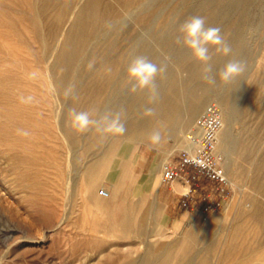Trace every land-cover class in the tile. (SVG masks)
I'll return each instance as SVG.
<instances>
[{"label":"rangeland","instance_id":"374dc122","mask_svg":"<svg viewBox=\"0 0 264 264\" xmlns=\"http://www.w3.org/2000/svg\"><path fill=\"white\" fill-rule=\"evenodd\" d=\"M77 1L0 0V264H101L108 255L120 264L141 256L154 258L168 245L166 264H176L190 239L197 259L210 240L215 250L227 243L247 247L254 230L244 219L245 212L255 196L264 203V177L259 185L255 179L256 164L264 152V0L250 7V19L238 38L231 29L236 25L234 0H144L150 9L144 19L134 15L143 0H104L109 12L99 19L84 47L85 57L92 58L79 59L73 68V78L86 77L95 71V66L87 68L88 63L98 64L104 50L113 48L111 54L125 55L119 72L129 84L131 60L127 57L141 46L156 49L162 61L175 66V54L191 53L177 39L180 25L192 16L205 17L206 27H219L226 42L236 45L234 57L245 63L246 71L228 83L216 80L192 119L209 101L220 103L222 96L236 93L232 96L236 112L225 123L229 147L222 144L221 133L219 139L229 198L206 221L182 208L168 223L157 199L160 172L185 145L183 135L191 124L185 111L201 96L202 87H194L184 99L172 134L161 135L158 145L136 136L106 135L84 150L90 134L76 131L74 142L69 143L59 128L67 99L52 84L63 68L57 66L50 75L48 67L82 0ZM179 67H175L177 77H186V66ZM73 86L75 109L87 111L89 100ZM110 91L108 86L99 90L102 97ZM244 92L253 95L247 110ZM28 97L33 98L30 103L21 102ZM64 121L69 123L68 118ZM161 125L160 132L167 124ZM17 129L30 135H18ZM123 145L128 148L125 155L120 153ZM138 150L149 158L138 156ZM127 162L126 176L122 173ZM102 187L108 190L107 197L98 194ZM200 193L196 190L194 195ZM182 217H186L184 223L176 225ZM95 242L100 243L98 249L91 247ZM212 256L214 263L217 256ZM233 256L225 263H264L250 253Z\"/></svg>","mask_w":264,"mask_h":264},{"label":"bare ground","instance_id":"6f19581e","mask_svg":"<svg viewBox=\"0 0 264 264\" xmlns=\"http://www.w3.org/2000/svg\"><path fill=\"white\" fill-rule=\"evenodd\" d=\"M45 1L49 2L53 0H45ZM234 1H236L237 3L235 7L236 13L234 16L236 25L232 26L231 29H233V31L235 32L238 38V36L241 35V32L244 29V25H246L250 19L251 16L250 7L255 2H257V0H234ZM144 3L145 2L143 0V3L138 4L139 6L137 7V10L134 12L135 16L141 15L143 17L142 19H144V17L147 16L150 10L148 5H144ZM108 7L109 5H107V3L104 0H82L81 4L78 5L70 21V25L67 28L65 35L61 41V44L56 52L55 59L51 64V66L48 67L50 71V75L53 74V71L57 66H61L63 68L62 73L59 76L54 77L53 79L52 84L54 85L56 91L60 94V96L64 97L63 95L64 90L69 85H75V87L81 91L79 93H81V95H83L87 100H89V106L87 108V111L93 112L94 116L95 114H103L105 112H116L123 109L124 115L122 118L125 122V126L127 129L124 136L126 137L136 136L143 140L151 142L150 141L151 134L154 131H158V129H161L162 126L161 123L163 124L165 123L167 124V126L164 128L163 131L161 132L159 131L160 134L161 135L172 134V126L175 124L176 120L179 117V114L182 112V103L184 99H186L188 95L191 94V91L194 89V87L195 88L202 87L201 96L193 100V102H191V104L187 106V111H185L189 119L188 122L191 123L190 124L191 127L193 124V120H192L193 116L200 109L201 104L206 99V97L210 95L209 93L213 91L215 84L207 83L201 78L203 66L198 61H196L192 56V54L189 52L175 54V56L173 55L174 56L173 59L174 61H176V65L178 66V70L180 69L179 66H186V68L188 69L187 76L179 79L177 77L178 70L175 69L176 65L174 66L170 63L162 61L161 60L162 58L157 55L156 49L148 48L145 46L135 47L132 49L131 54H129V57H127L130 60H132L136 56H144L147 57L152 62L156 63L157 65L162 66L166 69L163 75L158 76L156 79L159 99L154 104L149 101V94L147 91L137 92L135 94H130L128 92V88L130 87V85L128 83H124L125 78L122 75V72H119V69L124 64L123 60L125 58L124 57L125 55L120 52L111 54L109 51L113 48H106V50H104L100 62L94 65L95 71H93V73L89 74L86 77L73 78V70H74L73 68L76 62L79 59L85 58V60H89L90 58H92L91 56L89 57L88 55L85 57L86 51L84 47L85 44L88 42V40L90 41L91 38L89 39V37L92 35V33L96 32L95 29L96 26L98 25V22H100L99 19H101V17H103L106 12H109ZM95 35L96 34H94V36ZM227 43L231 46L232 49V52L229 56H224L223 54L216 53L213 49H210V54L212 56L210 64L214 68L212 73L213 75L218 73L219 70L222 69L228 63L229 60H238L234 57L237 50L236 45L234 44V42H227ZM216 80H220L218 75L216 76ZM104 86H108L111 90L110 95L106 97H102L99 92V90H101V88ZM208 88H210L211 90L208 91L209 93H207ZM233 95H236V93L235 92L229 93L225 96H222L219 99L220 101L219 105L223 113V121H224L223 128L221 129L220 132L221 141L223 145L228 147H229V134L226 131L225 123L230 118H232L236 112V108L233 104V99H232ZM252 100H253V95L251 94V92L243 93L244 110H247L251 106ZM75 106H76L75 98L74 97L68 98L67 104L63 109L62 116H60L61 119H60L59 128L62 134L65 136V138H69L70 141L69 143L74 142L73 133L75 130L71 126V119L68 113L69 110L75 108ZM149 107L154 108L155 110V114L152 116H146L143 114L145 109ZM3 115L7 116L8 112L4 111ZM67 118L69 120L68 124L65 123L64 121ZM87 133L90 134V136L87 137L88 138L87 145L83 146L84 150L91 149L94 146V144H97L98 139L101 138L102 136L99 133L95 132L94 130L89 131ZM126 147L127 146L125 145L122 146V149H120V153L122 152L121 154L124 155V151ZM69 149L71 150V147H69ZM257 162H258L256 164L257 175H255L256 176L255 179L257 180L256 184L259 185V181L261 180V178L264 177V172H262L264 168V152L263 155H261V157L259 158V161ZM261 195L264 196V189L261 191ZM245 210L242 211V213H244ZM245 216L246 218L244 219L248 220L251 223L252 229L254 230V238L252 239V242L247 245V247H245L246 245H243V243L239 244L238 246H235L232 243H227L220 250L217 249L215 250L214 242L210 240L202 248L201 257L197 259L196 258L197 255H195L192 251L194 245L192 244V239H190V243L188 247L185 249L183 255L179 258V260H177L176 264H224L226 262L225 260L228 259L229 256H233V255L236 256L237 254L243 257L245 253L247 254L250 253V255L256 256V258L259 259V261L263 260L264 259V203L257 196L253 197L252 206L248 210V212H245ZM99 246L100 243L95 242L91 247L98 249ZM169 252H170V245L163 247L161 252H159L157 255L155 254L156 256L154 258L141 256V258L138 261L129 260V261H123L120 264H166ZM213 254L217 256V259L215 260L214 263L211 260ZM102 260L103 261L101 264L116 263V260L112 255H108ZM254 264H260V262Z\"/></svg>","mask_w":264,"mask_h":264},{"label":"clouds","instance_id":"9594fccd","mask_svg":"<svg viewBox=\"0 0 264 264\" xmlns=\"http://www.w3.org/2000/svg\"><path fill=\"white\" fill-rule=\"evenodd\" d=\"M181 36L177 39V43H181L188 48L196 61L202 66V79L210 84H215L216 76L224 83L231 82L236 77L242 75L246 71V65L240 60H229L228 63L213 75V69L210 61L212 56L210 49L216 53L229 56L232 52L231 46L226 42L221 34L219 27H206V19L203 16H192L186 19L179 28ZM94 61H90L87 68L91 70L94 67ZM165 68L157 65L144 56L134 57L127 67V77L130 87L128 92L135 94L137 92L147 91L149 101L156 103L159 99L156 79L163 75ZM65 99L74 96V86L69 85L63 93ZM32 97L27 99L21 98V102L30 103ZM146 116L155 114L154 108H146L144 113ZM71 126L77 133H87L95 131L102 136L113 135L123 136L127 129L123 120V109L116 112H105L103 114H95L90 111H77L75 108L69 110ZM17 134L27 137L30 133L27 130L17 129ZM162 140L159 131H154L150 136L153 145L160 144Z\"/></svg>","mask_w":264,"mask_h":264},{"label":"built area","instance_id":"2783aa9c","mask_svg":"<svg viewBox=\"0 0 264 264\" xmlns=\"http://www.w3.org/2000/svg\"><path fill=\"white\" fill-rule=\"evenodd\" d=\"M223 124L219 103L216 100L206 103L192 126L184 133V147L178 151L175 159H167L160 172L159 182L168 188L173 186L177 176L181 177L185 187L179 205L197 212L202 221H206L229 198L224 155L219 149ZM202 178L212 180L214 184L195 196ZM98 194L107 197L109 192L102 187Z\"/></svg>","mask_w":264,"mask_h":264},{"label":"crops","instance_id":"0c3cea01","mask_svg":"<svg viewBox=\"0 0 264 264\" xmlns=\"http://www.w3.org/2000/svg\"><path fill=\"white\" fill-rule=\"evenodd\" d=\"M127 149L128 148L126 147L124 151V155L127 153ZM136 154H138V156L146 160L149 158V155L144 151L138 150ZM128 162L123 165L122 174H125L126 176L128 175L126 169ZM213 184L214 182L212 180L202 178L198 183V187H199L198 190L200 191L208 190ZM184 187L185 185H183L180 176H177L174 179L173 186L171 188H168L163 184H159L157 191V199L159 200L160 203L163 204V208H164L163 219L165 222L168 223L172 218L176 217L178 215V211L182 209V207L179 205V200L183 197L182 193ZM185 218L186 217H182L181 219L177 220L175 224L178 225L179 223H184Z\"/></svg>","mask_w":264,"mask_h":264}]
</instances>
